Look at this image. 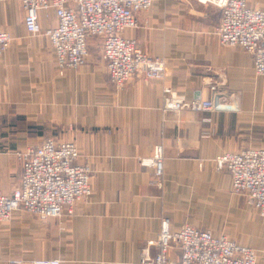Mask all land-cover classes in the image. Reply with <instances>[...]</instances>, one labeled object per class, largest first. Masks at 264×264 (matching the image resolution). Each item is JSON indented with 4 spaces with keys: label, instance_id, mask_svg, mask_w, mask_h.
<instances>
[{
    "label": "crops",
    "instance_id": "obj_1",
    "mask_svg": "<svg viewBox=\"0 0 264 264\" xmlns=\"http://www.w3.org/2000/svg\"><path fill=\"white\" fill-rule=\"evenodd\" d=\"M264 10V0H247ZM220 11L196 0H156L124 36L165 63L162 80L134 76L121 89L109 79L102 39H91L87 63L62 73L48 41L30 36L20 0H0V31L12 37L0 56V192L22 175L19 151L49 139L74 142L93 172V194L74 216L41 223L18 212L0 223V264H141L164 219L226 235L258 252L264 264V220L232 191L214 160L224 153L264 148V77L240 47L221 46ZM46 29L53 12L40 13ZM215 87L232 111L165 109L171 96L208 100ZM163 147L158 179L140 164ZM161 184V186H159Z\"/></svg>",
    "mask_w": 264,
    "mask_h": 264
},
{
    "label": "built area",
    "instance_id": "obj_2",
    "mask_svg": "<svg viewBox=\"0 0 264 264\" xmlns=\"http://www.w3.org/2000/svg\"><path fill=\"white\" fill-rule=\"evenodd\" d=\"M27 33L44 37L51 46L58 69L64 73L84 66L89 57L91 39H102V58L110 82L123 88L134 76L145 80H162L165 63L142 52L135 40L124 33L138 25L137 15L149 11L156 0H20ZM220 11L216 35L223 47H240L255 62V73L264 77V10L250 7L246 0H196ZM53 12L57 24L44 29L40 13ZM12 37L0 31V56L10 46ZM165 109L174 112L232 111L224 104L218 90L212 88L208 100H187L171 96L166 89ZM22 164L18 186L11 194L0 192V223L10 222L16 213L24 212L41 223L74 216L76 205L93 194V172L80 163V152L74 142L49 139L17 153ZM140 164L154 170L161 179L165 169L162 146ZM218 171H226L232 191L247 198L264 220V148H247L228 152L215 160ZM161 186V184H159ZM151 246L154 257L144 250L141 264H258V252L239 244L226 235L215 234L191 225L177 230L164 219L161 232ZM60 260H37L31 264H61Z\"/></svg>",
    "mask_w": 264,
    "mask_h": 264
},
{
    "label": "rangeland",
    "instance_id": "obj_3",
    "mask_svg": "<svg viewBox=\"0 0 264 264\" xmlns=\"http://www.w3.org/2000/svg\"><path fill=\"white\" fill-rule=\"evenodd\" d=\"M247 1V0H246ZM199 3V2H198ZM207 6H209V5H207ZM215 162V161H214ZM216 165V164H215Z\"/></svg>",
    "mask_w": 264,
    "mask_h": 264
}]
</instances>
